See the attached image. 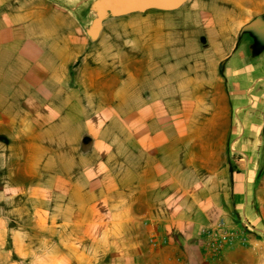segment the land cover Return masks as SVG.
Masks as SVG:
<instances>
[{"label": "crops", "instance_id": "crops-1", "mask_svg": "<svg viewBox=\"0 0 264 264\" xmlns=\"http://www.w3.org/2000/svg\"><path fill=\"white\" fill-rule=\"evenodd\" d=\"M95 1L0 0V264H264V39L243 22L201 61L170 54L175 22L264 0L109 20L113 55ZM220 222L248 243L209 258Z\"/></svg>", "mask_w": 264, "mask_h": 264}, {"label": "rangeland", "instance_id": "rangeland-1", "mask_svg": "<svg viewBox=\"0 0 264 264\" xmlns=\"http://www.w3.org/2000/svg\"><path fill=\"white\" fill-rule=\"evenodd\" d=\"M264 17V15H255V14H228V15H212V16H202V18L207 20V26L202 22H198V16L192 15L189 16V20L182 21L179 20L173 25L174 35H173V47L170 48L172 51L170 54H173L175 57L189 56L190 61H201L204 53L202 51V46L200 43H209V40L219 38V31L227 30L230 36L240 34L241 25L243 22H251L255 18ZM105 26V27H104ZM224 27V28H223ZM211 29V30H208ZM123 30H119L117 26V21H110L106 25H103V30L99 36V41H97L94 46L95 54H117V51L120 47H123L122 40L124 39ZM127 37L133 38V31L127 32ZM101 40H104V44L100 43ZM190 42V45H187L186 41ZM208 59V57H207ZM224 65H222L223 68ZM20 204L24 202L19 201ZM24 205H22L23 207ZM24 208V207H23ZM10 211L13 212V208ZM25 209V208H24ZM25 211H28L26 208ZM16 212V211H15ZM11 214V213H10ZM16 216H26L22 213L16 212Z\"/></svg>", "mask_w": 264, "mask_h": 264}, {"label": "water", "instance_id": "water-1", "mask_svg": "<svg viewBox=\"0 0 264 264\" xmlns=\"http://www.w3.org/2000/svg\"><path fill=\"white\" fill-rule=\"evenodd\" d=\"M189 0H96L92 10L95 19L89 30V36L96 40L103 30L105 22L128 16L136 13H143L148 10L157 9L174 11L181 8ZM261 23L260 17L255 18L242 28L243 31L258 27Z\"/></svg>", "mask_w": 264, "mask_h": 264}, {"label": "built area", "instance_id": "built-area-1", "mask_svg": "<svg viewBox=\"0 0 264 264\" xmlns=\"http://www.w3.org/2000/svg\"><path fill=\"white\" fill-rule=\"evenodd\" d=\"M238 243L246 245L248 242L241 232L229 229L224 222L202 230V247L209 258L220 257Z\"/></svg>", "mask_w": 264, "mask_h": 264}, {"label": "flooded vegetation", "instance_id": "flooded-vegetation-1", "mask_svg": "<svg viewBox=\"0 0 264 264\" xmlns=\"http://www.w3.org/2000/svg\"><path fill=\"white\" fill-rule=\"evenodd\" d=\"M260 19V25L254 29L243 31L240 35L241 38L253 37L257 45H260L261 40L264 39V17L262 16Z\"/></svg>", "mask_w": 264, "mask_h": 264}]
</instances>
